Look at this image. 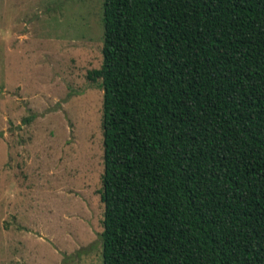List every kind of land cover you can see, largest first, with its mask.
<instances>
[{
  "label": "trees",
  "instance_id": "obj_1",
  "mask_svg": "<svg viewBox=\"0 0 264 264\" xmlns=\"http://www.w3.org/2000/svg\"><path fill=\"white\" fill-rule=\"evenodd\" d=\"M102 264H264V0H103Z\"/></svg>",
  "mask_w": 264,
  "mask_h": 264
},
{
  "label": "rangeland",
  "instance_id": "obj_2",
  "mask_svg": "<svg viewBox=\"0 0 264 264\" xmlns=\"http://www.w3.org/2000/svg\"><path fill=\"white\" fill-rule=\"evenodd\" d=\"M103 0H0V264H102Z\"/></svg>",
  "mask_w": 264,
  "mask_h": 264
}]
</instances>
